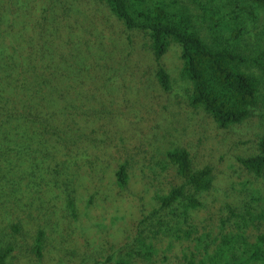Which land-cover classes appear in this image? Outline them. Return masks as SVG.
Returning <instances> with one entry per match:
<instances>
[{
	"label": "rangeland",
	"instance_id": "374dc122",
	"mask_svg": "<svg viewBox=\"0 0 264 264\" xmlns=\"http://www.w3.org/2000/svg\"><path fill=\"white\" fill-rule=\"evenodd\" d=\"M45 8H51L47 15L56 13L64 29L83 31L75 39L81 46L77 67L83 77L70 98L84 116L74 120L77 132L66 141L68 155L56 150L66 161L62 175L56 174L57 163L28 171L17 167L22 153L16 143L7 145L17 150L10 158L0 156V247L13 246L3 264H115L123 259L130 264H184L179 258L186 245L177 242L173 232L165 229L154 237L153 230L166 225L191 229V244L198 240L205 245L219 238L220 220L230 214L227 205L236 214L247 209L264 214V180L249 175L238 161L264 149V109L262 116L218 127L201 108L189 105L191 85L181 77L177 44L170 45L163 60L172 89L162 90L148 34L127 29L104 3L0 0V34L13 35L10 40L0 35V81L5 74L20 78L26 69L23 59L30 52L24 39L35 40L37 19ZM246 39L264 45L263 12L249 24ZM177 147L189 151L195 168L211 165L215 170L213 187L203 196L205 207L188 221L181 216L182 207L175 205V214L162 209L157 198L182 183L166 155ZM122 164L129 175L124 190L116 184ZM70 192L77 214L67 209ZM256 224L247 231L251 241L264 231V221ZM226 225L224 232H237L232 221ZM40 231L44 238L38 255ZM140 233L154 244L149 260L131 256Z\"/></svg>",
	"mask_w": 264,
	"mask_h": 264
},
{
	"label": "trees",
	"instance_id": "16d2710c",
	"mask_svg": "<svg viewBox=\"0 0 264 264\" xmlns=\"http://www.w3.org/2000/svg\"><path fill=\"white\" fill-rule=\"evenodd\" d=\"M96 1L107 5L127 29L148 34L156 78L162 90L172 89L171 75L163 60L170 45L177 44L181 49V77L191 85L190 106L201 108L220 128L262 116L264 45L248 43L246 33L249 24L257 21V14H264V0ZM191 3L195 7H190ZM51 8L42 9L39 14L35 40L24 39L30 54L23 59L26 69L20 78L5 74L0 81V156L10 158L11 152L17 150L7 145L16 143L22 153L17 167L22 165V170L28 171L42 163H57L60 170L56 174L62 175L66 161L56 155V150L66 154V141L77 132L74 120L84 116L70 98L78 93L76 86H80L78 81L83 77L77 67L81 46L75 40L83 31L74 27L64 29L65 24L55 20L56 13L46 14ZM37 11L39 13L40 8ZM0 35L9 40L13 36L7 31ZM15 138L17 141H13ZM260 145L264 146V141ZM30 155H34L33 158L29 159ZM166 155L182 183L157 198L162 209L175 214L178 208L174 211V206L182 207L181 216L188 221L195 217V211L205 207L203 196L213 187L215 170L211 165L195 168L189 151L183 147L168 149ZM238 161L249 175L264 180L262 147L255 155L239 157ZM127 169V165L122 164L116 171V184L122 190L128 185ZM73 192L67 194V209L70 214H77ZM226 208L230 214L220 220L219 238H210L205 245L196 239L197 244H191L193 230L169 225L153 230L154 237L165 229L173 232L175 240L187 247L179 258L184 264H264V231L258 233L254 241L247 235L249 228H256L257 222L264 221V214H252L248 209L245 214H236L228 205ZM230 221L236 233L224 232ZM14 230L18 228L14 226ZM42 238L44 232L40 231L36 244L38 255H41ZM12 251L11 245L0 247V264ZM154 251L153 242L140 233L138 249L131 256L149 260ZM115 264H130V260Z\"/></svg>",
	"mask_w": 264,
	"mask_h": 264
}]
</instances>
